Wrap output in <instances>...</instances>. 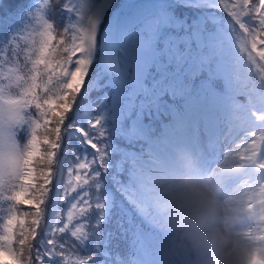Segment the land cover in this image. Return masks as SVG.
Segmentation results:
<instances>
[{"label": "snow or ice", "instance_id": "obj_1", "mask_svg": "<svg viewBox=\"0 0 264 264\" xmlns=\"http://www.w3.org/2000/svg\"><path fill=\"white\" fill-rule=\"evenodd\" d=\"M57 2L41 0L15 20L0 18L3 63L13 65L4 71L0 64V200L9 206L0 259L24 264L27 244L28 264H64L69 242L54 239L51 228L28 243L60 176L62 150L73 157L69 186L77 173L65 194L86 186L77 194L83 206L70 233L73 248L95 250L77 264H160L155 177L177 174V155L185 150L221 172L246 235L264 240V0H66L59 32L52 20ZM37 19L40 28L33 27ZM34 33L38 41L30 39ZM93 89L103 94L89 106L98 112L88 113V127L66 123L77 98ZM70 129L82 152L65 148ZM233 135L244 141L242 155ZM17 205L34 209L30 226ZM73 219L69 211L55 231L68 232ZM113 220L116 231L106 235ZM117 234L131 235V258L110 259Z\"/></svg>", "mask_w": 264, "mask_h": 264}, {"label": "clouds", "instance_id": "obj_2", "mask_svg": "<svg viewBox=\"0 0 264 264\" xmlns=\"http://www.w3.org/2000/svg\"><path fill=\"white\" fill-rule=\"evenodd\" d=\"M179 172L159 171L152 202L154 227L161 234L160 264H264V240L250 239L244 217L229 201L235 193L218 170H207L199 154L182 151Z\"/></svg>", "mask_w": 264, "mask_h": 264}, {"label": "trees", "instance_id": "obj_3", "mask_svg": "<svg viewBox=\"0 0 264 264\" xmlns=\"http://www.w3.org/2000/svg\"><path fill=\"white\" fill-rule=\"evenodd\" d=\"M66 2V0H58L55 5V9L53 12L52 20L57 22L61 27L57 30L62 31L63 27L66 24L67 13L61 9V3ZM77 2L81 3V0H77ZM143 3H151L153 0H141ZM227 2L231 3L232 0H227ZM255 2V0H254ZM29 6H41V0H0V18H7L9 20H15L16 17L22 15L25 11L29 9ZM45 19L47 16L45 15ZM42 21L37 19L33 27L40 28ZM37 41L39 40L38 33H34L33 37ZM57 40L60 39V36L57 35ZM23 43V41L21 42ZM55 43V41H54ZM8 58V53L4 51H0V64H3V70L6 71L8 68L12 67V64H4L3 62ZM254 73H258V68H253ZM91 77V73L89 74ZM217 87L222 88L223 82L218 81ZM103 94L102 90L93 89L87 94L81 93V96L77 98V104L73 107V112L70 113L69 121L66 123L69 124H76L77 127L84 126L85 128L88 127L87 121L89 119L88 113L91 112L94 116L98 109L95 107H89L90 105H94L95 101L99 99ZM237 100L241 103L244 102L245 97L239 96ZM165 122H167V117L163 118ZM78 133L74 130H69L68 136L65 138V148L66 149H75L76 152H82L83 149L81 148L79 141L77 139ZM58 159H61L60 165V176L53 181V187L48 194V198L45 200V204L42 205L44 212L41 216V225L40 228L37 229L36 240L29 239V244H35L36 241L41 240L42 236H44L48 229L51 228L53 230V238L57 240L67 239L69 242V247L65 249V257H64V264H77V261L86 257V255L94 254L95 250L91 245H89L86 249H77L74 250L73 246L76 243L75 237H72L70 233L75 230L77 226L81 223L80 220V213L79 209L83 206L82 201L77 198V194L83 191V188L86 187L81 184L77 187V192L68 191L65 194V187L71 188L75 186L74 177L77 174L75 171L72 174L73 185H68V172L67 168L71 167V161L73 159L72 154L70 151L66 153L65 150H62L58 153ZM37 170L39 171L42 167L39 162H37ZM53 171L56 172L57 168L54 165ZM63 180V186H62ZM51 187V186H50ZM75 203L77 205L76 209H72L71 205ZM8 204L5 203L3 200H0V234H3V222L6 220L9 212H8ZM72 211L74 219L71 224H69V230L65 233H58L55 229L61 227L63 224L67 223V215L68 212ZM15 212L21 218H25L27 220L26 227L30 226L31 219L33 218L32 213L34 209L25 207L23 205H17ZM25 213H28L25 216ZM115 232L116 231V224L115 220L111 223L105 225V234L107 235L108 232ZM19 226L16 229V240L19 241ZM118 235V238L113 240L112 247L110 249L111 256L110 259L115 260L117 256L123 259L125 256L131 258L132 252L134 251L132 244V237L131 235ZM13 247L17 250L20 249L19 243H15ZM28 245L24 246V254L21 259L24 261V264H28V252H27ZM0 264H11V260L9 257L5 256L3 259H0ZM48 264H59L58 260L48 261Z\"/></svg>", "mask_w": 264, "mask_h": 264}, {"label": "rangeland", "instance_id": "obj_4", "mask_svg": "<svg viewBox=\"0 0 264 264\" xmlns=\"http://www.w3.org/2000/svg\"><path fill=\"white\" fill-rule=\"evenodd\" d=\"M87 2H88V0H81V3H87ZM215 120H216V123L218 125H222L224 123L223 117L220 114H217ZM225 135H227V132L225 133ZM231 139L235 140V144H233V147H236L237 145L240 146L238 155H242L244 153V151H245V149L243 147L244 141L242 139L238 138L235 135H233ZM226 151H227V149H226ZM177 157H178V155H177Z\"/></svg>", "mask_w": 264, "mask_h": 264}]
</instances>
